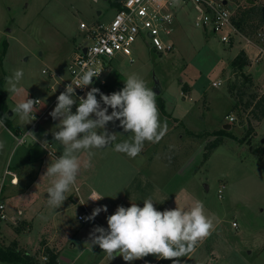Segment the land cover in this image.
I'll list each match as a JSON object with an SVG mask.
<instances>
[{"label": "rangeland", "instance_id": "rangeland-1", "mask_svg": "<svg viewBox=\"0 0 264 264\" xmlns=\"http://www.w3.org/2000/svg\"><path fill=\"white\" fill-rule=\"evenodd\" d=\"M113 1L0 0V57L4 72L7 77H11L16 69L24 72L18 85L23 89L20 95L7 92L6 80L5 97L9 111L28 98L44 102L41 107L34 108L35 116L45 110V105L52 99L48 92L52 82L42 73L43 70L67 78L75 48L84 40L85 32L80 29V24L99 22L108 25L117 13L112 7ZM229 1L234 10L237 7L248 9L250 5L246 0ZM197 15L191 3L178 10L174 32L166 37L170 39L166 40L167 43L174 44L172 51L160 53L138 42L133 56L115 58L112 70L104 76V94L121 90L131 74L138 75L154 91L157 78L163 89L162 95H156L159 118L168 127L159 143H144L143 150L133 160L136 168L132 169L130 157L114 151L115 144L128 140L131 134L119 127V121L109 122L107 130L117 133L116 140L104 149H92L95 153L91 158L92 166L85 167L92 172L88 175L96 188L99 185L97 189L106 194L103 198L106 202L102 204L108 211L85 224L80 222L78 215L82 212L75 203L78 194L73 185L58 209L48 206L47 193L40 190L39 197L44 206L38 208L44 209V213L36 211L32 217L29 206L32 207L33 198L29 197L30 194L6 200L13 194L11 177L6 176L3 201L6 200L8 220L0 221V248L6 249L17 242L23 253L34 256L40 264L49 263L50 252L58 257V264L155 263L158 257L154 255L131 262L124 261L122 256L111 259L98 245L92 246L89 241V234L95 226L107 228V216L114 214L119 205L126 207L123 196L128 187L126 180L131 181L137 169L143 173L145 160L143 170L151 167L149 163L158 164L157 171L152 167L151 171L161 178L158 180L161 189L170 180L165 193L187 189L186 196H181L184 201L179 197L183 201L180 208L187 209L199 200L203 202L205 214L213 218L214 227L206 237L207 241L199 242H202V264H264V156L259 155L264 149V118L253 119L251 109H245V103L252 95L264 93V56L256 55L253 41L263 46L264 43L258 33L249 40L251 42L241 35L235 36L232 43H222L221 34L207 33L195 26ZM231 31L228 29L226 33ZM242 50L249 61L240 70L232 63ZM217 82L222 85L214 87ZM240 88L246 92L242 103L238 96ZM97 99H100L99 94ZM12 113L14 124L21 121L19 115ZM231 114L236 118L234 123L228 119ZM49 120L53 121L52 117ZM58 123V120L54 121L53 128L46 133L54 141L53 132L58 131ZM228 124L234 127L227 130L230 134H224V125ZM34 134L37 139L42 137L41 132ZM8 138L6 129L0 124V144L3 145L0 147V162L7 157L10 144H13ZM220 138L224 143L205 161V155L210 152L208 147ZM53 147L58 156L63 154L62 144ZM77 155L82 156V161L88 158L85 150ZM18 177L23 184L30 181L28 178L26 181L22 172ZM220 190L222 198H219ZM87 193L83 191L81 197L89 202L90 193ZM178 196L173 194L170 197L175 200ZM180 199L173 203L179 205ZM89 209L92 213L95 206L91 205ZM18 210L22 211L21 216ZM24 219L31 222L30 229ZM21 222L24 225L18 232L16 227L21 226ZM234 222L238 224L237 228L233 226ZM46 226L51 228L45 229ZM211 250L214 253H209ZM186 257L179 258L180 264ZM189 261L187 259L185 263L193 262ZM158 264H172V261L160 259Z\"/></svg>", "mask_w": 264, "mask_h": 264}, {"label": "clouds", "instance_id": "clouds-1", "mask_svg": "<svg viewBox=\"0 0 264 264\" xmlns=\"http://www.w3.org/2000/svg\"><path fill=\"white\" fill-rule=\"evenodd\" d=\"M24 72L16 69L11 77H7V92L20 95L23 91L18 87ZM97 74L93 70L81 72L73 81L65 85V90L57 97L55 108L49 113L53 120H58V131L53 132L55 141L63 145V154L51 159L46 172L41 176L53 178L48 187V206L58 209L67 199L66 193L75 185L76 177L81 172L82 160L77 155L81 150L87 152V160L83 167L90 168L91 158L95 155L92 149H104L117 138V133L107 130L109 122L119 121L125 133H130L128 140L116 143L114 151L125 153L136 158L143 150L144 143H159L168 131L167 123L159 118L156 93L148 88L145 81L136 74H131L125 86L111 94H104L99 88L92 87L84 96L79 97L77 105L75 89H84L93 83ZM97 94L100 99H97ZM40 100L27 99L15 105L12 111L21 120H32L35 106ZM102 101V104H101ZM109 109L111 113L109 114ZM97 129H102L98 132ZM26 135L37 137L32 132ZM45 140L42 147L47 148ZM3 145L0 144V147ZM52 157V153H50ZM39 185V184H38ZM103 198L92 196L89 200L98 201ZM153 199L147 198L143 207L131 203L130 207L119 205L114 214L107 216V225L95 226L89 234L92 246H99L111 259L122 256L126 262L139 260L148 255L170 260L172 264H180V257L195 250L196 245L208 237L214 227L213 218L205 214L202 201L196 200L187 209L178 206L173 209L159 211ZM107 206L96 207L86 221L94 220L101 212H107Z\"/></svg>", "mask_w": 264, "mask_h": 264}, {"label": "built area", "instance_id": "built-area-1", "mask_svg": "<svg viewBox=\"0 0 264 264\" xmlns=\"http://www.w3.org/2000/svg\"><path fill=\"white\" fill-rule=\"evenodd\" d=\"M121 8L116 9L112 21L106 25L104 23H92L90 25L82 22L80 29L85 32L84 40L75 48L74 57L70 61L69 76L67 78L58 77L56 73H50L48 70H43V74L51 78V84L48 86V91L52 99L47 103L44 111L53 110L57 103L58 95L65 90V85L76 81V78L81 74L82 70H93L97 77H93V83L87 88L75 89L77 105L73 106L75 113L76 107L79 103V97L84 96L85 93L91 90L92 87L102 88L106 85L104 76L110 72L113 67V62L118 56L131 58L134 54L135 46L138 42H142L160 53L172 51L174 44L167 43L170 40L166 37L173 34V26L176 25L177 13L187 4H192L197 12L194 20L196 27L202 29L207 33L221 34L222 43H232L235 36H241L237 28L232 24L234 15V8L231 10L225 1L232 3L229 0H119ZM253 1L254 3H262L263 0H246V2ZM228 29L232 31L226 33ZM258 36L264 43V30L259 31ZM247 38V37H246ZM251 38H247L248 42ZM253 40V39H251ZM255 44V41H253ZM260 49V55L264 56V48ZM133 62V60H131ZM221 82L214 83V87L221 86ZM76 87V83H73ZM98 95V94H97ZM40 100V99H36ZM44 105L42 100L35 106L37 108ZM43 111V112H44ZM36 121L39 118H36ZM231 123L236 122L235 116H229ZM229 122V123H230ZM30 132H33L31 130ZM32 138L31 135H24L17 137L18 144L24 145L27 138ZM53 154V153H52ZM7 176H12L14 179L12 183H17L18 179L11 171H7ZM4 178L0 183V221L6 222L8 220L4 195ZM78 191V189H77ZM222 190L219 191V198H222ZM79 194V191L78 193ZM79 199H81L79 197ZM96 202V201H92ZM82 203V202H81ZM21 216L22 212H18ZM90 211L84 207L78 220L83 224L86 223L85 216H90ZM19 223V222H18ZM18 226V225H17ZM235 228L238 227L236 222L233 223Z\"/></svg>", "mask_w": 264, "mask_h": 264}, {"label": "crops", "instance_id": "crops-1", "mask_svg": "<svg viewBox=\"0 0 264 264\" xmlns=\"http://www.w3.org/2000/svg\"><path fill=\"white\" fill-rule=\"evenodd\" d=\"M100 15H101V12H99V16ZM242 45H244V44H242ZM251 46H253V45H251ZM244 47L246 48V44ZM259 48H264V46L255 42V53H257L256 55H258V53H260ZM190 87H191V85H190ZM191 89H193V88L191 87ZM190 94L192 95V90H191ZM190 100H192V99H190ZM6 103H7V99H6ZM7 105L9 106L8 103H7ZM46 108L47 107L45 105V109ZM51 111L52 110L47 111V112L44 111V112L39 113L40 115H36V118H39L38 121H36V119H32L31 121L21 120V121H18V123L14 124V122L12 121V117L14 114L12 113L11 110L9 111L8 116H7L8 122L10 123L9 125H7L4 121H2L0 119V124L6 129V132L9 135L8 141L10 140V142L13 143V144H10L11 148H10V151L8 152L7 157L3 161L0 162V164H4V165H0V183L2 182V180L4 178H6L7 171H11L13 174L16 175L14 177L15 178L17 177L18 182L17 183L11 182V185H12L11 187L13 188V194H10L6 200L13 199V198L14 199H20V197H26L28 194H30L29 197L33 198V200L31 199L32 207L29 206V208H31L29 210V212H31L32 217L34 216L36 211H38L39 214L44 213V209L41 210L40 208H38V206H42V201L40 200V197H39V191L43 190L44 192L47 193V189H48V187L51 186V180L53 178L45 177L43 180H41V176L46 172L47 165H48V163H50L51 158L55 159V157L58 156L57 151L55 149L53 150V148H54L53 146L54 145L57 147L61 146V144L59 142L57 143L56 141L51 140L50 138L47 137V134H46L48 131H50L53 128L54 121H56V120H53V121L49 120V118L51 117L49 115V113ZM180 114H182V111ZM183 114H184V112H183ZM32 116H34L33 113H32ZM49 122H51V124L49 126H45ZM24 124H25V126H24ZM225 126L226 125H224V127ZM232 128H233V125H232ZM31 130H33L32 133L41 132L42 137L40 139H37V140L33 139V136H32V139H29V137H28L26 139V143L24 145H19L18 139H16V138L17 137H23L27 132H30ZM23 131H24V133H22ZM43 133H44V135H43ZM45 140L48 142V144H47L48 149H45L42 147V144ZM49 152L53 153L52 157H50ZM60 153H61V151H60ZM79 157L82 159V156L79 155ZM130 160L132 161L130 164V168H132V169L136 168L135 165H133L134 158L130 157ZM83 161H85V160H83ZM83 161H82L81 172L78 173V176L76 177V183H75L76 193H78V191H79L78 198L75 197V200H76L75 203H76V205L78 204L77 205L78 207L80 206L81 212L83 211L84 207H86L89 211H91L89 209V206L93 205V206H95V208H96V206L97 207H103L102 202H106L105 199L104 200L101 199V200H98L96 202H92V200H89V202H87V200L82 198L83 196L81 197L83 191L85 193H87V192L90 193V196H88V197L95 196V197L105 198L104 195H106L104 192H100L97 189L98 187H100L99 185L96 188L95 182L92 181L88 175V173L92 174V172H89L88 169L83 167ZM145 163H146V161L144 160L143 165H142V171L144 174L137 169L134 171L135 174H134V177L131 179V181L129 179L126 180V184H128V187L125 190V193L123 195L125 198V201L127 203L126 208L130 207L131 203H137L140 207H143L144 200L146 198H149V197H151L153 199V202L155 203L154 206L159 211H164L165 209H173V208L177 207L176 204L173 202L175 200L177 202L178 199L182 198L181 196H186L185 190H187V189H185V187H184V188L174 192L173 194H176V195L179 194V196L176 197L175 200H173L170 197L173 194L170 193L171 194L170 195V194L165 193V191H164L167 188L166 184H168V181H170V180H168L167 183L163 185V189H161L160 185L158 184V180H160L161 178L158 176H155V173H154V171H157V169L155 167H158V164L154 163L155 164L154 165L153 163L147 162L151 165L152 168H154V171H151V169H152L151 167L148 169L144 168L145 170H143V166L145 165ZM84 168L87 171H84ZM160 171L163 172L162 169ZM20 172L23 173L24 177L26 178V181H29V180H27V178L30 179V181L28 183L26 182L25 184H23L19 180L18 174ZM84 172H86V173H84ZM9 177H11V180L14 179L12 176H9ZM126 184H125V187H126ZM77 189H78V191H77ZM171 189H172V187L169 188L168 190H171ZM48 195H49L48 193H47V195L45 194L46 200H47V198H49ZM79 197L82 199H79ZM138 197L143 198V199L139 200ZM183 198H182V200L184 201ZM182 200L180 199V204L178 205L179 207H181L180 205L183 202ZM18 212H22V211L18 210ZM27 215H28V213H27ZM100 215H101V213H100ZM23 221H27L25 223L27 224L28 229H30L31 222L29 221V219L28 220L24 219ZM23 223L21 222L20 223L21 226H17L20 231L22 229L21 227L24 225ZM48 228H51V226L45 227V229H48ZM204 241H207L206 238L203 240V242ZM201 244H202V242L198 243L195 247V250L193 252L189 253L188 255H186L187 257L184 259V261L181 264H188V263H185V261L187 259L190 261L193 260V262L190 264H202L204 257L200 256V254L202 253L201 247H200ZM209 253H214V251L211 250V252H209ZM207 256H209V255H207ZM118 257L119 256H116L115 259ZM159 261H160V259L158 258L157 261L153 264H158Z\"/></svg>", "mask_w": 264, "mask_h": 264}, {"label": "trees", "instance_id": "trees-1", "mask_svg": "<svg viewBox=\"0 0 264 264\" xmlns=\"http://www.w3.org/2000/svg\"><path fill=\"white\" fill-rule=\"evenodd\" d=\"M112 7L116 9L121 8V3L119 0H115L112 2ZM232 24L235 28L238 29L241 35L252 38L259 31L264 29V4H250L248 9H241L237 7L234 10V15L232 18ZM5 47H8V44L5 43ZM249 59L246 52L241 51L240 54L235 58L232 63L233 66L237 69H244L247 66ZM7 75L4 72L3 60L0 57V119L4 121L7 125L8 122V113L9 106L6 103L5 98V83H6ZM187 87V86H186ZM185 87V88H186ZM246 92L243 88H240L238 91V96L241 98V103L245 97ZM161 99V98H160ZM161 107L164 110V102L161 100ZM245 109L250 110L253 119H263L264 118V93L261 95H252L250 97V101L245 103ZM165 111V110H164ZM163 111V112H164ZM235 111V108L232 110ZM234 127V125H233ZM225 130V129H224ZM230 131L225 130L224 134H230ZM223 139L220 138L217 142L212 143L208 147V154L205 155V161L210 159L212 153L218 149L223 144ZM259 155L261 157L264 156V149L260 150ZM19 232V228L16 227ZM58 257L54 255L53 252H50V261L47 264H58ZM0 264H40L39 261L31 256L29 253H23L18 248V243H13L10 247L0 248Z\"/></svg>", "mask_w": 264, "mask_h": 264}, {"label": "water", "instance_id": "water-1", "mask_svg": "<svg viewBox=\"0 0 264 264\" xmlns=\"http://www.w3.org/2000/svg\"><path fill=\"white\" fill-rule=\"evenodd\" d=\"M224 4L225 5L228 4L229 8L231 10H233V7L231 5H229V2L228 1H225ZM249 4H254V2L253 1H250ZM101 92L104 93V91H101ZM154 92L156 93L157 96H160L163 93L162 86H161V84H160V82H159V80L157 78L155 79ZM231 128H232V125L231 124H228V125H226L224 127L225 130H231Z\"/></svg>", "mask_w": 264, "mask_h": 264}]
</instances>
